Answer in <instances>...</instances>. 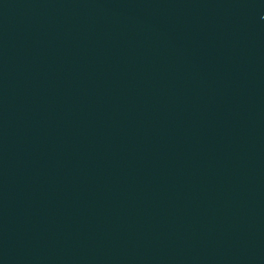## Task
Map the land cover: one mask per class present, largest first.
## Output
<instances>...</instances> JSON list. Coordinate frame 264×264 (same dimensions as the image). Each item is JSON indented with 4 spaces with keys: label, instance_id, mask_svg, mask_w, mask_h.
<instances>
[{
    "label": "water",
    "instance_id": "95a60500",
    "mask_svg": "<svg viewBox=\"0 0 264 264\" xmlns=\"http://www.w3.org/2000/svg\"><path fill=\"white\" fill-rule=\"evenodd\" d=\"M0 264H264V0H0Z\"/></svg>",
    "mask_w": 264,
    "mask_h": 264
}]
</instances>
